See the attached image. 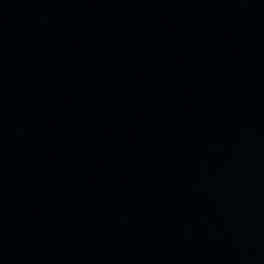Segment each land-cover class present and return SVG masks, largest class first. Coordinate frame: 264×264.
I'll return each mask as SVG.
<instances>
[{
	"label": "water",
	"instance_id": "obj_1",
	"mask_svg": "<svg viewBox=\"0 0 264 264\" xmlns=\"http://www.w3.org/2000/svg\"><path fill=\"white\" fill-rule=\"evenodd\" d=\"M0 264H264V0H0Z\"/></svg>",
	"mask_w": 264,
	"mask_h": 264
}]
</instances>
